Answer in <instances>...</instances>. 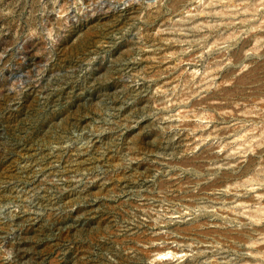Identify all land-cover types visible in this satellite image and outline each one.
Wrapping results in <instances>:
<instances>
[{
	"label": "rangeland",
	"instance_id": "1",
	"mask_svg": "<svg viewBox=\"0 0 264 264\" xmlns=\"http://www.w3.org/2000/svg\"><path fill=\"white\" fill-rule=\"evenodd\" d=\"M0 264H264V0H0Z\"/></svg>",
	"mask_w": 264,
	"mask_h": 264
},
{
	"label": "bare ground",
	"instance_id": "2",
	"mask_svg": "<svg viewBox=\"0 0 264 264\" xmlns=\"http://www.w3.org/2000/svg\"><path fill=\"white\" fill-rule=\"evenodd\" d=\"M162 256V255H161Z\"/></svg>",
	"mask_w": 264,
	"mask_h": 264
}]
</instances>
